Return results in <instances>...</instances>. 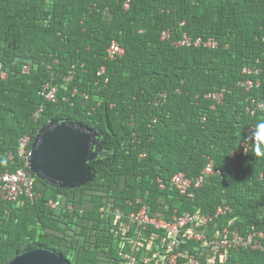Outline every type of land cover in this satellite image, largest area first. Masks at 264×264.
<instances>
[{
    "label": "trees",
    "instance_id": "16d2710c",
    "mask_svg": "<svg viewBox=\"0 0 264 264\" xmlns=\"http://www.w3.org/2000/svg\"><path fill=\"white\" fill-rule=\"evenodd\" d=\"M185 33L218 46L178 44ZM113 40L125 49L116 59ZM0 62L8 73L0 77V172L23 167L20 138L30 135L31 146L54 120L100 133L90 183L62 188L36 176L33 200L0 197V264L37 248L68 264H162L177 236L128 218L144 205L168 220L195 216L187 228L205 238L183 240L181 264H195L192 255L199 264H264L263 250L207 244L226 227L264 231V155L256 153L264 140L250 137L264 122V0H0ZM247 78L250 89L239 84ZM46 84L57 87L56 101L42 94ZM243 141L248 151L232 155ZM209 159L219 172L180 193L173 175L197 177ZM221 206L230 210L217 215Z\"/></svg>",
    "mask_w": 264,
    "mask_h": 264
},
{
    "label": "built area",
    "instance_id": "2783aa9c",
    "mask_svg": "<svg viewBox=\"0 0 264 264\" xmlns=\"http://www.w3.org/2000/svg\"><path fill=\"white\" fill-rule=\"evenodd\" d=\"M126 7L129 6V1L125 3ZM170 30H166L163 32L162 37H169ZM180 45H195V46H205L216 48L218 46V41L214 37L204 38L202 36L192 37L187 33L184 34L183 38L177 42ZM125 52L124 47L117 41L113 40L110 46L108 47V57L116 59L121 57ZM105 67H103L104 69ZM27 70V67L24 69ZM253 70L250 68H245L244 72H252ZM8 76V73L3 69V64L0 62V77L5 79ZM260 84V80L257 82ZM240 85L245 86L247 89H250L254 82L252 79H245L239 82ZM42 94L48 99L52 101L57 100V87H51L49 84H46L42 90ZM207 97H213L219 101L222 100L223 95L221 93H209ZM162 99H166V94L162 93L160 98L157 99V102H160ZM261 106V105H260ZM43 108L37 110L35 113V117L37 118ZM256 132L255 127L253 126L250 129L251 138H253V134ZM31 136L25 135L20 138V147L18 149L19 157L23 158L25 161V165L16 171H11L9 169L0 172V197L5 200L11 201H22V197L27 195L30 199L35 198V181L36 175L30 169L29 166V158L32 154V145L30 146ZM249 141H243L242 144L233 152L235 153H246L250 148ZM13 157V154L10 155ZM219 172L215 167V162L213 159H209L208 163L204 167L202 173L197 177H190L185 172H177L173 175L171 181L173 185L179 190L180 193H186L192 186L199 187L205 181L206 176L215 174ZM158 182L161 187H165V182L163 178L159 177ZM59 203L54 200H49L48 205L52 208H55ZM230 210L229 206L219 207L217 215ZM116 213V217L118 219L125 216L124 212L116 208L114 209ZM128 218L134 222L137 226L140 225H150L155 228H164L172 233L175 236L172 240H168L164 248L160 253V260L162 264H181L179 262L180 253L178 249L180 248L184 239H196L202 240L205 238V234L200 231L188 229L187 226L195 221V216L186 211L182 214H174L171 219H166L162 213H154L151 215L148 212V208L144 205L138 211H132L129 213ZM212 216H203L202 221L208 222L212 220ZM224 235L216 238L212 242L207 243L208 245L214 244L220 248L224 249H241V248H251L255 250H263L264 251V231L258 230L256 227H251L250 230L243 233L240 229H230L226 227L223 230ZM192 262L195 264L200 263V258L194 255L191 256Z\"/></svg>",
    "mask_w": 264,
    "mask_h": 264
},
{
    "label": "water",
    "instance_id": "95a60500",
    "mask_svg": "<svg viewBox=\"0 0 264 264\" xmlns=\"http://www.w3.org/2000/svg\"><path fill=\"white\" fill-rule=\"evenodd\" d=\"M100 133L73 119L54 120L42 126L33 144L29 166L47 183L76 188L90 183L95 172L90 164L99 152ZM7 264H68L58 253L33 249L17 255Z\"/></svg>",
    "mask_w": 264,
    "mask_h": 264
},
{
    "label": "clouds",
    "instance_id": "9594fccd",
    "mask_svg": "<svg viewBox=\"0 0 264 264\" xmlns=\"http://www.w3.org/2000/svg\"><path fill=\"white\" fill-rule=\"evenodd\" d=\"M256 128L257 130L253 134V139L256 141L264 140V122L259 123ZM256 153L257 155H264V151H261V148L258 143L256 145Z\"/></svg>",
    "mask_w": 264,
    "mask_h": 264
}]
</instances>
